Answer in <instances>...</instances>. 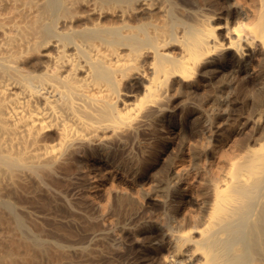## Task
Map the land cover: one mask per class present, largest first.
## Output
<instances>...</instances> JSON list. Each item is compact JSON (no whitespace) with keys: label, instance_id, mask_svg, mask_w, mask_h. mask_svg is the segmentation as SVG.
<instances>
[{"label":"bare ground","instance_id":"obj_1","mask_svg":"<svg viewBox=\"0 0 264 264\" xmlns=\"http://www.w3.org/2000/svg\"><path fill=\"white\" fill-rule=\"evenodd\" d=\"M177 107L179 146L200 136L194 214L170 209L178 151L148 189L112 180L111 206L71 195L79 172L103 171L86 156L143 177ZM151 195L163 210L147 226ZM148 231L140 249L167 241L169 264H264V0H0V264H118L127 234Z\"/></svg>","mask_w":264,"mask_h":264},{"label":"rangeland","instance_id":"obj_2","mask_svg":"<svg viewBox=\"0 0 264 264\" xmlns=\"http://www.w3.org/2000/svg\"><path fill=\"white\" fill-rule=\"evenodd\" d=\"M256 58L257 57H253L252 59H255L256 60ZM257 62V61H256ZM258 68H256V69H253L252 70V76H259V73H258V70H257ZM242 75H244V73L242 74ZM263 78V77H262ZM262 80V79H261ZM177 112H178V115H177V118H178V124H175V125H169V124H165V122L163 121V122H161V121H158V123L156 122V124L155 125H157L156 127H155V129L157 130H155V132L156 133H154L153 135H150V136H152L153 138L152 139H157V140H160L161 141V143L164 145V147L162 148V147H160L161 149H159L158 148V152H159V157L157 158V159H155L154 161H152L153 163L151 164V166H149L148 168H147V170L145 171V174L143 175V177H137L136 175H126L123 171H121V170H116V168L115 167H113L112 166V164L111 163H109V162H106V160L104 161L102 158H95V157H93V156H86L85 158H86V161H88V162H86V163H90V164H94L95 162V164H97V165H95V166H97L98 168H100L101 170H103L104 171V173H105V175H107L105 178H104V176H101V175H99V174H102L103 175V171H102V173L100 172H98V171H96V170H94L93 172H91V173H93V174H90V172L89 171H87L86 169H83L81 172H79V176L78 175H76V183L75 184H77L78 182V186L76 185L75 186V184H74V190H72V196L74 197L75 196V198L76 197H79L80 199L82 198V200L83 201H85V203H87V204H89V205H91L90 203H92V204H94L95 205V203H96V206L95 207H97V208H99L100 209V205L102 204V203H100V200L104 203V200L106 199V197L108 196V193L109 192H111V190H112V192H114L116 189L113 187L112 188V183H113V181L114 182H116L115 184H116V186H117V189H119L118 191H121L122 190V188H126V189H124V191L126 190V191H128L127 190V187H128V189L130 190H133V191H135L136 189H137V185L139 184V182L141 183L140 185H144L145 187H146V189H148L149 188V186L150 185H153L154 183H155V181H153L154 180V171L156 170V168H157V165L161 162V163H163L164 161H166V159H167V156L169 155V153L171 154V153H176L177 151L180 153V154H182L183 155V157L186 159V161H187V166L189 167L188 169H186L185 171H183L182 172V177L184 178V179H182L177 185H176V189L174 188L173 189V193H172V196H171V198H169V201H171V202H169L170 203V209L172 210V211H174V213H175V215L177 214V216H178V218L180 217L181 219L185 216L184 214H186V216H191V213L192 214H194L196 211H197V209H199V207H200V204H201V197L198 195V193H200L201 192V187L203 188V184H204V182H205V176L203 175V173L201 172V174L200 173H198L196 170H194V169H191L192 168V166L190 165L191 163H190V157H189V152H190V143H192V141L194 140V142L196 143L197 141L196 140H199V138H200V136H196L195 138H193V140L191 141V142H186V144L184 143L183 145H180L179 146V144H181V143H179V141H180V138H179V133L181 132V124H179V123H181L180 122V120H179V118L181 119V115H182V113H181V110L179 109V107H177ZM198 112H193V116L191 115V117L194 119H196V118H198L199 117V113L197 114ZM195 114V115H194ZM179 116V117H178ZM243 121H245V115H243ZM242 121V122H243ZM160 122V123H159ZM164 123V124H163ZM164 126V127H163ZM250 127H249V129H251V124L249 125ZM158 128V129H157ZM248 129H246V131H247ZM240 131H241V127L239 128V129H237L236 131H234L232 134H231V136L229 137V140H231V142H229V140L227 141H225V147H226V142H229V146H230V144L232 143V140H235L237 137H239L241 134H240ZM198 132H199V129H198ZM154 136L156 137V138H154ZM147 138H149V135L147 136ZM233 138V139H232ZM165 141V142H164ZM193 142V143H194ZM182 146H183V148H182ZM189 146V147H188ZM229 146L227 145V147L229 148ZM179 147V148H178ZM226 147V148H227ZM182 148V149H181ZM181 149V150H180ZM164 150V151H163ZM217 150H219V149H217ZM169 152V153H168ZM210 155H212V154H210ZM208 156L207 157V161L206 160H204V158H203V162L201 161V164H204V165H202V166H205V167H208V168H210V161H213L214 160V158H213V155L212 156ZM166 158V159H165ZM212 158V159H211ZM90 159V160H89ZM98 159V160H97ZM101 159V160H100ZM209 159V160H208ZM104 161V162H103ZM157 161V162H156ZM163 161V162H162ZM205 161V162H204ZM93 162V163H92ZM103 164V165H102ZM156 164V165H155ZM100 167H99V166ZM109 167V168H108ZM156 167V168H155ZM106 170V171H105ZM188 170V171H187ZM96 171V172H95ZM191 171V172H190ZM85 172V173H84ZM87 172H89V173H87ZM196 172V173H195ZM96 173V174H95ZM147 173V174H146ZM187 175H186V174ZM80 174H81V176H80ZM197 174V175H196ZM96 175V176H95ZM131 178H130V177ZM133 176H135V177H133ZM204 176V177H203ZM85 177V178H84ZM96 177V178H95ZM99 177V178H98ZM77 178H79V179H77ZM125 178V179H124ZM191 178V179H190ZM98 179V180H97ZM77 180H79V181H77ZM107 180V181H106ZM109 180V181H108ZM113 180V181H112ZM146 180V181H145ZM92 184H91V183ZM94 182V183H93ZM106 182V183H105ZM145 182V183H144ZM104 183V184H103ZM143 183V184H142ZM152 183V184H151ZM190 184V185H189ZM111 185V186H110ZM109 186V188H110V190H109V188H107ZM132 186V187H131ZM90 187V188H89ZM119 187V188H118ZM148 187V188H147ZM94 188V189H93ZM120 188H121V190H120ZM136 188V189H135ZM191 188V189H190ZM114 189V190H113ZM176 190V191H175ZM117 191V190H116ZM123 191V190H122ZM123 191V192H124ZM88 192V193H87ZM76 193V194H75ZM98 193V194H97ZM99 193H100V195H99ZM125 193V192H124ZM128 193V192H127ZM90 194V195H89ZM110 194V193H109ZM175 194V195H174ZM103 195V196H102ZM106 195V196H105ZM156 195H151V198H149L148 197V199L147 198H145V199H143L142 198V200H144L143 201V206H142V211H146V212H144L145 214V216H144V219H143V223L144 222H146L148 219H149V216H148V214L150 215V214H152V211L154 212V211H157L158 213H160L161 212V210H163V209H161V207L160 206H156V204L155 205H153V203L155 202V203H157L158 204V201H160L159 199H157V197L158 196H156ZM101 198H103V199H101ZM105 198V199H104ZM85 199V200H84ZM97 199V200H96ZM81 200V201H82ZM88 200V201H87ZM110 200V201H109ZM142 200H141V202H142ZM87 201V202H86ZM90 201V202H89ZM108 201V203H109V205L111 206L112 205V200L111 199H109V197H107V199L105 200V202H107ZM152 201V202H151ZM99 202V203H98ZM148 203V204H147ZM98 204H100V205H98ZM172 204V205H171ZM93 205V206H94ZM173 205H175V206H173ZM92 206V205H91ZM109 206V207H110ZM154 207V208H153ZM160 207V208H159ZM153 208V209H152ZM174 208V209H173ZM187 208V209H186ZM144 209V210H143ZM149 209V210H148ZM152 211H151V210ZM154 209H157V210H154ZM161 209V210H160ZM160 210V211H159ZM192 210H193V212H192ZM148 211H151L150 213H148ZM177 211V212H176ZM195 211V212H194ZM189 214V215H188ZM184 215V216H183ZM147 216H148V218H147ZM176 216V217H177ZM189 216V217H190ZM147 220H146V219ZM179 218V219H180ZM179 219H177V220H179ZM180 219V220H181ZM153 222H156V221H154V220H151V222H150V220H148L147 221V223H144V224H146L147 226L148 225H150V223L151 224H155L156 225V223H153ZM107 226H108V228L110 227L111 228V225H109V222H107ZM150 227V226H149ZM148 227V228H149ZM151 233V232H150ZM149 233V231L146 233V234H141L140 236V239H136V236H134V235H132V234H127V236L125 237V239H127L126 240V243H125V245L124 246H119V248H121V250H119L118 252H120V253H114V255L113 256H116V258H115V260L117 261L116 263H118L119 264V262L122 260L123 262H120V264H169V261L168 260H166V256L169 254L168 253V251H167V248H168V244H167V241H165V248H164V250H163V252L161 253V252H159V253H157V251L155 250V244H151V245H155L154 246V248H151V247H153V246H149V249L147 248V251L146 250H142V248L140 249V244H138V243H145L144 241H147L148 239H146V236H150L151 234ZM150 234V235H149ZM113 235H115V236H117L116 234H114V232H113ZM145 235V236H144ZM115 239H116V241H117V238H118V236L117 237H114ZM145 238V239H144ZM142 239H143V241H142ZM119 240V239H118ZM137 240H139V241H137ZM128 246V247H127ZM124 247H127V249L124 251V250H122ZM130 248V249H129ZM128 249H129V253H128ZM140 250H142L141 252H140ZM149 250V251H148ZM126 252V253H123V252ZM122 252V253H121ZM144 253V254H143ZM109 255L111 254V253H108ZM108 254H106L107 255V257L109 256ZM113 254V253H112ZM112 254H111V256H109V257H111L112 258ZM167 254V255H166ZM73 255H74V253H73ZM76 255H78L77 253H75V259H76V261H75V259H74V257H72V259H73V261H75V262H79L80 260H79V258H78V256H76ZM125 255H126V257H125ZM48 257V256H47ZM53 257V258H52ZM52 257H50L51 259H55L56 260V262L58 261L57 259H58V257H57V259H56V257H54L53 255H52ZM77 257V258H76ZM80 257V256H79ZM110 258V259H111ZM117 258H119V262H118V259ZM45 261H40V262H38L37 264H39V263H41V264H43V262H44V264H49L50 262H51V260L49 259V257L47 258L48 260H50V262L48 261H46V258L44 257L43 258ZM78 259V260H77ZM81 259V258H80ZM55 260H53V262H55ZM45 262H47V263H45ZM52 262V264H56V262L55 263H53ZM78 262L77 263H75V264H78ZM101 262H103V261H101ZM100 262V263H101ZM125 262V263H124ZM74 263V262H73ZM69 264H71V263H69Z\"/></svg>","mask_w":264,"mask_h":264}]
</instances>
